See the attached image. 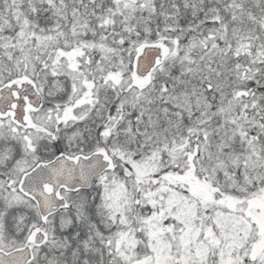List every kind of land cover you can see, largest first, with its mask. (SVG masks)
Wrapping results in <instances>:
<instances>
[{
	"label": "snow or ice",
	"instance_id": "snow-or-ice-1",
	"mask_svg": "<svg viewBox=\"0 0 264 264\" xmlns=\"http://www.w3.org/2000/svg\"><path fill=\"white\" fill-rule=\"evenodd\" d=\"M0 264H264V0H0Z\"/></svg>",
	"mask_w": 264,
	"mask_h": 264
}]
</instances>
